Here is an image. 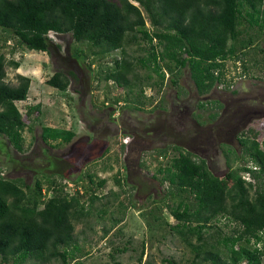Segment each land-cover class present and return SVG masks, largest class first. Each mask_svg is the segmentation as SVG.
<instances>
[{"label": "rangeland", "instance_id": "1", "mask_svg": "<svg viewBox=\"0 0 264 264\" xmlns=\"http://www.w3.org/2000/svg\"><path fill=\"white\" fill-rule=\"evenodd\" d=\"M146 26L152 29L148 18ZM246 26L240 38L247 42L251 35L253 41L237 46L238 57L225 61L223 79L205 94H198L187 67L181 69L177 85L167 74L160 88L153 85L155 74L137 67L135 72L143 79L138 83L129 74L131 93L104 78L121 56L119 49L99 58L68 33L50 31L47 52L19 44L13 51L10 43L2 46L7 60L19 62L17 68L5 66V81L16 84V74H22L31 82L26 100L15 102L26 123L22 150L0 136V176L28 184L38 180L47 194L52 191L50 183L74 193L76 187L84 190L105 180L96 187L98 198L92 204L89 192L82 196L88 213L74 223L79 251L69 264H187L194 258L195 252L173 229L177 220L170 209L179 201L194 208L195 199L167 180L161 183L164 174L158 168L167 167L178 146L195 159H204L215 175L227 181L230 168L251 164L240 139L253 135L264 149V32ZM145 45L132 43L126 52L144 56ZM55 71L69 79L66 90L45 82ZM149 73L152 77L147 79ZM36 104L39 109L27 116V107ZM43 125L71 129L75 136L69 143L46 144L40 136ZM87 173L93 175L94 184H89ZM245 178L250 179L247 174ZM216 225L221 235L237 228L223 218ZM216 231L208 229L205 237L214 242ZM258 246L264 249V238ZM124 247L127 250H117ZM262 260L264 264V256ZM61 263L58 257L42 264Z\"/></svg>", "mask_w": 264, "mask_h": 264}, {"label": "trees", "instance_id": "2", "mask_svg": "<svg viewBox=\"0 0 264 264\" xmlns=\"http://www.w3.org/2000/svg\"><path fill=\"white\" fill-rule=\"evenodd\" d=\"M133 1L0 0V50L10 43L12 51L19 44L27 50L47 52L50 31L68 33L74 42L85 44L99 58L119 49L121 56L104 78L127 87L131 93L134 84L129 74L138 83L143 79L135 72L137 67L155 74L153 85L158 88L167 74L177 85L181 69L187 67L196 91L205 94L223 79L225 61L238 57L237 46L245 47L253 41L251 35L247 42L240 38L245 24L264 32V0ZM146 18L152 29L146 26ZM140 42L146 44L141 47L146 55L129 56L126 46ZM76 49L82 53V48ZM7 64L19 67L18 61L7 60L0 51V136H6L20 151L26 123L15 102L26 100L31 81L26 75L16 74V84L6 82ZM45 82L64 91L69 79L55 71ZM38 109L39 104L28 106L27 116ZM250 132L254 133L252 129ZM40 136L46 144L69 143L75 132L43 125ZM240 143L251 164L230 168L225 175L227 181L215 175L204 159L197 160L178 146L174 147L177 155L167 167L158 168L164 174L161 183L167 180L174 188L187 191L196 202L191 208L179 201L170 209L177 220L173 229L195 252L187 264H263L264 249L258 243L264 238V149L253 135L240 139ZM86 175L89 184H94L93 175ZM114 179L120 182L119 176ZM104 182L98 180L96 187ZM50 184L52 191L47 194L44 183L38 180L28 184L20 178L0 176V264H42L58 257L61 264H69L79 251L73 230L74 223L88 213L82 196L89 192L92 204L99 189L87 185V189L76 187L74 193H69ZM221 218L236 223L237 228L221 235L216 225ZM210 228L219 230L214 242L205 237ZM60 246L64 248L60 250Z\"/></svg>", "mask_w": 264, "mask_h": 264}, {"label": "crops", "instance_id": "3", "mask_svg": "<svg viewBox=\"0 0 264 264\" xmlns=\"http://www.w3.org/2000/svg\"><path fill=\"white\" fill-rule=\"evenodd\" d=\"M49 126H51V125H49ZM53 127H54V126H53ZM65 129H67V128H65ZM103 157H104V156L98 158V160L102 161V160H103ZM107 166H108V165H105V167H107ZM109 166H110V164H109Z\"/></svg>", "mask_w": 264, "mask_h": 264}, {"label": "flooded vegetation", "instance_id": "4", "mask_svg": "<svg viewBox=\"0 0 264 264\" xmlns=\"http://www.w3.org/2000/svg\"><path fill=\"white\" fill-rule=\"evenodd\" d=\"M88 137V136H87Z\"/></svg>", "mask_w": 264, "mask_h": 264}]
</instances>
